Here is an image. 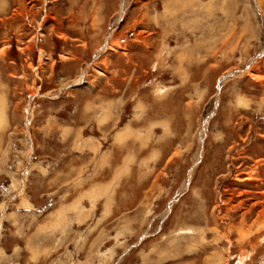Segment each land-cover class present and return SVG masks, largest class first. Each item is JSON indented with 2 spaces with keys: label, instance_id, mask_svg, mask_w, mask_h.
Masks as SVG:
<instances>
[{
  "label": "rangeland",
  "instance_id": "374dc122",
  "mask_svg": "<svg viewBox=\"0 0 264 264\" xmlns=\"http://www.w3.org/2000/svg\"><path fill=\"white\" fill-rule=\"evenodd\" d=\"M0 264H264V0H0Z\"/></svg>",
  "mask_w": 264,
  "mask_h": 264
}]
</instances>
